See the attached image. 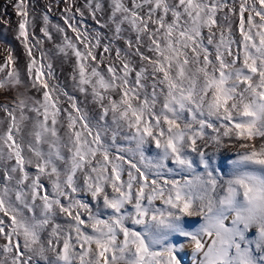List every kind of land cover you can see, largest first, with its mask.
Returning a JSON list of instances; mask_svg holds the SVG:
<instances>
[{
	"label": "snow or ice",
	"instance_id": "1",
	"mask_svg": "<svg viewBox=\"0 0 264 264\" xmlns=\"http://www.w3.org/2000/svg\"><path fill=\"white\" fill-rule=\"evenodd\" d=\"M56 2L74 33L56 26L58 50H71L74 86L99 111L50 88L16 0L27 75L43 91L0 104V264H264V0H108L101 27L135 33L114 57L111 42L97 55L100 33L93 43L81 30L76 0ZM84 8L95 20L105 4ZM15 64L9 49L0 90L21 84Z\"/></svg>",
	"mask_w": 264,
	"mask_h": 264
},
{
	"label": "rangeland",
	"instance_id": "2",
	"mask_svg": "<svg viewBox=\"0 0 264 264\" xmlns=\"http://www.w3.org/2000/svg\"><path fill=\"white\" fill-rule=\"evenodd\" d=\"M16 0H0V64L4 63L6 56L8 55L9 49H11L13 56L16 59L15 67L20 73L21 84L17 88L12 90H0V104L11 103V101L18 95L23 94L25 97L30 98L31 100H42V89L38 87H32V81L27 75V63L28 57L26 50L21 43V39H17L18 36V23L20 17L16 14V10L13 7ZM105 4V11L96 15L94 20L89 14L88 10L84 8L86 0H76V7H80L84 11V17L82 18V23L79 24L81 30H88L90 33V38L92 42H95L96 33L99 32L101 47L98 48L97 55L102 52L103 45L111 42L113 47L112 56H115V48L119 47L123 51H127V45L125 43V37L134 38L135 33L129 31H124L122 33V38H115L114 36V26L110 23L108 26L101 27L102 24H105L110 10L107 8L108 0H102ZM29 6V33L31 38V33H35V36L42 40L41 44H35V40L32 41L35 44L33 47V55L37 58L38 63L40 62L41 51L45 53L46 59L43 60V63L52 65L53 77L48 80L50 88L52 86H57L58 92H67L70 96H73L78 106L81 107L85 112L90 116L95 115L99 108L96 106L91 99L90 95H85L80 93L74 86L72 79L73 68L76 62V58L71 54V50L68 51V55L65 56L63 53L59 52L58 46H62L65 41L63 39L65 33H61L57 30V25L60 27H65V32L69 38L74 37V33L71 29L67 28L64 25L61 12L64 8L63 3H57L56 0H27ZM51 5V12L49 15V23L47 24L48 31L51 34L52 39L49 40L43 35L41 29L45 27V22L43 17L48 10V6ZM77 19H81L77 13ZM221 15H223L221 13ZM99 21V23H97ZM127 29V25L124 26ZM95 29L96 31H91ZM233 30H236V22H233ZM206 31V30H205ZM77 46L83 50L84 45L77 43ZM141 51H146L142 48ZM151 55L150 53H147ZM132 60L133 64L139 66L140 59L137 55H131L128 57ZM103 67V66H102ZM3 73H0V78L3 77ZM42 79H47V77H42ZM114 98H118V95L113 94ZM61 106L63 108H69L70 102L67 97L60 94L59 96ZM26 113L28 115H33L30 112ZM19 114V113H18ZM0 121H5V114L2 109H0ZM4 123H0V132L4 131ZM31 127V122H28L23 130V135L27 139L28 130ZM64 129H61L63 134ZM211 150V149H209ZM221 155L219 157L220 163L223 165L224 170L228 171L230 166L226 163L227 160L232 158V154L228 150L221 149ZM227 151V152H226ZM154 152V146L148 148V154L152 155ZM30 171H35L34 168L30 167ZM46 185L48 181L46 178L42 177ZM3 183V178L0 176V184ZM50 188V185H49ZM192 222H197L199 218H191ZM4 241L0 240V244H3ZM51 256V253H48ZM39 264H44L42 260H39Z\"/></svg>",
	"mask_w": 264,
	"mask_h": 264
},
{
	"label": "bare ground",
	"instance_id": "3",
	"mask_svg": "<svg viewBox=\"0 0 264 264\" xmlns=\"http://www.w3.org/2000/svg\"><path fill=\"white\" fill-rule=\"evenodd\" d=\"M224 150H226V149H224ZM226 152H227V151H226ZM186 251H190V247H189V248H187V249H186Z\"/></svg>",
	"mask_w": 264,
	"mask_h": 264
}]
</instances>
